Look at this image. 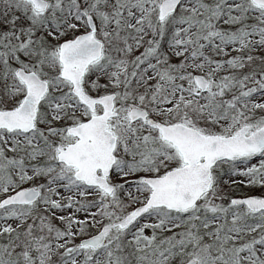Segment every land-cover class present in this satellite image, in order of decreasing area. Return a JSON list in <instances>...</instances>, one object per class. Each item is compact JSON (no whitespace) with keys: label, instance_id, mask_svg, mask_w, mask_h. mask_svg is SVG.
<instances>
[{"label":"snow or ice","instance_id":"snow-or-ice-1","mask_svg":"<svg viewBox=\"0 0 264 264\" xmlns=\"http://www.w3.org/2000/svg\"><path fill=\"white\" fill-rule=\"evenodd\" d=\"M0 264H264V0H0Z\"/></svg>","mask_w":264,"mask_h":264},{"label":"rangeland","instance_id":"rangeland-1","mask_svg":"<svg viewBox=\"0 0 264 264\" xmlns=\"http://www.w3.org/2000/svg\"><path fill=\"white\" fill-rule=\"evenodd\" d=\"M248 191V189L247 188H244L243 190H242V194H243V192H247ZM256 191H259V189H256ZM57 223H59V221H57Z\"/></svg>","mask_w":264,"mask_h":264},{"label":"trees","instance_id":"trees-1","mask_svg":"<svg viewBox=\"0 0 264 264\" xmlns=\"http://www.w3.org/2000/svg\"><path fill=\"white\" fill-rule=\"evenodd\" d=\"M239 194H242V192L241 193H239ZM150 231V230H149Z\"/></svg>","mask_w":264,"mask_h":264}]
</instances>
